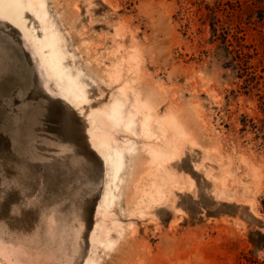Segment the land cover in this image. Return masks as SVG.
Listing matches in <instances>:
<instances>
[{"label":"rangeland","instance_id":"1","mask_svg":"<svg viewBox=\"0 0 264 264\" xmlns=\"http://www.w3.org/2000/svg\"><path fill=\"white\" fill-rule=\"evenodd\" d=\"M45 3L88 102L68 104L0 18V264H264V0ZM124 85L126 111L142 97L181 135L158 169L141 151L152 143L131 139L102 220L108 171L89 116ZM156 186L164 198L147 205Z\"/></svg>","mask_w":264,"mask_h":264},{"label":"bare ground","instance_id":"2","mask_svg":"<svg viewBox=\"0 0 264 264\" xmlns=\"http://www.w3.org/2000/svg\"><path fill=\"white\" fill-rule=\"evenodd\" d=\"M28 15H31L39 23L41 37L35 38L32 32L33 28L26 27ZM0 18L22 30L29 38L48 77L60 88L61 95L68 104L76 108L87 104L86 93L77 78H73L62 65L65 55L58 46L62 39L59 38L58 31L50 21L45 0H0ZM112 77L115 80L116 72ZM127 90H130L129 86H122L119 91L121 98L114 100L106 110L91 112L89 116L92 147L103 160L108 171L106 189L101 204L97 208L98 213H101L102 220L106 218L108 210L117 199V182L125 166V155L138 151L136 142L131 139L152 143L151 145L143 144L144 147L141 151L150 157L154 169H158L159 164L163 165L162 163L170 158V139H177L181 135L172 120L159 119L155 109L142 97L135 96L131 107L126 111L124 98ZM112 133L125 134L129 138L122 141L119 146L112 137ZM150 193L152 195L149 194L147 205L154 204L153 202L164 198L165 189L156 186ZM102 229L103 227L99 225L100 234L98 237L101 243L105 244V248L110 249L113 245L112 241L107 238V232ZM89 264L94 263L90 262Z\"/></svg>","mask_w":264,"mask_h":264},{"label":"snow or ice","instance_id":"3","mask_svg":"<svg viewBox=\"0 0 264 264\" xmlns=\"http://www.w3.org/2000/svg\"><path fill=\"white\" fill-rule=\"evenodd\" d=\"M65 123H66V125L68 126V128H69V130L71 129V116H65Z\"/></svg>","mask_w":264,"mask_h":264}]
</instances>
